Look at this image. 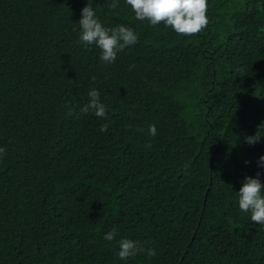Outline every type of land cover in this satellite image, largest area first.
<instances>
[{"label":"trees","instance_id":"1","mask_svg":"<svg viewBox=\"0 0 264 264\" xmlns=\"http://www.w3.org/2000/svg\"><path fill=\"white\" fill-rule=\"evenodd\" d=\"M110 3L0 0V264H264L238 204L264 183V136L245 139L264 135V0H208L191 36ZM87 4L138 36L113 63L79 42ZM92 89L105 117L80 111ZM123 238L145 251L121 260Z\"/></svg>","mask_w":264,"mask_h":264},{"label":"clouds","instance_id":"2","mask_svg":"<svg viewBox=\"0 0 264 264\" xmlns=\"http://www.w3.org/2000/svg\"><path fill=\"white\" fill-rule=\"evenodd\" d=\"M125 3L131 7L137 20H147L153 26L164 24L184 36L196 35L204 31L210 22L207 15L208 0H125ZM118 6L119 0H111L110 9H116ZM81 12L79 42L85 45L95 44L101 50L100 60L102 62L109 64L115 62L119 51L138 42L137 34L130 27L125 25L105 27L89 4L83 7ZM88 95L89 102L81 108V113L91 111L97 117H105L107 109L100 100V92L92 89ZM260 127L255 135L245 138L249 144L258 143L264 136L260 134ZM107 129V124L101 126V131L106 132ZM148 131L150 135L155 136V125H150ZM4 153L6 149L0 147V155ZM259 163L264 166V156L259 158ZM258 177L259 173H257V178L251 176L245 178L238 192V204L241 211L250 213L252 222L264 225V183ZM116 235L117 231L113 228L105 234L104 239L112 241ZM118 245V256L121 260H127L145 251L141 242L133 239H120ZM146 251L148 256H156L154 248H147Z\"/></svg>","mask_w":264,"mask_h":264}]
</instances>
